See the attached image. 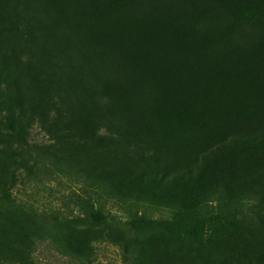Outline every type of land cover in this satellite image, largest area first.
<instances>
[{
    "label": "trees",
    "instance_id": "obj_1",
    "mask_svg": "<svg viewBox=\"0 0 264 264\" xmlns=\"http://www.w3.org/2000/svg\"><path fill=\"white\" fill-rule=\"evenodd\" d=\"M12 12L8 40L24 60L20 114L32 112L42 127L53 115L58 131L71 133L65 153L48 159L52 169L88 160L85 171L97 170L110 185L196 186L214 171L226 179L264 176V0H17ZM29 82L40 92L36 100ZM15 140L25 149L21 132ZM123 149L143 154L118 155ZM236 184L218 188V207L205 217L132 218L130 238L119 246L135 249L152 231L193 238L204 226L234 229L243 213ZM0 214L12 229L24 227L28 247L45 241L46 224L48 239L77 258L91 255L92 228L115 222L94 202L82 218L67 220L27 210L6 191Z\"/></svg>",
    "mask_w": 264,
    "mask_h": 264
},
{
    "label": "rangeland",
    "instance_id": "obj_2",
    "mask_svg": "<svg viewBox=\"0 0 264 264\" xmlns=\"http://www.w3.org/2000/svg\"><path fill=\"white\" fill-rule=\"evenodd\" d=\"M16 4L17 0H0V191L8 192L27 210L46 215L58 213L67 220L82 218L86 205L94 202L95 208H103L115 222L92 228L96 240L91 245V255L77 258L61 253L58 245L48 239L52 231L49 225H41L42 233L49 237L45 235V241L37 240L28 247L24 227L12 229L0 214V264H264V208L253 209L264 206V176L226 179L214 171L205 183L196 179V186L191 180L159 184L127 179L110 185L101 184L97 170L90 169L89 174V168L85 171L88 160H66L61 172L51 168L49 160L65 153L71 133L58 131L53 115L42 127L32 112L20 114L17 88L24 60L16 56L14 45L8 40ZM28 94L35 100L40 96L37 86L30 82ZM12 115L17 132L12 130ZM20 132L27 143L25 149L15 140ZM41 152L48 154L46 160L41 158L43 154L39 156ZM117 154L140 158L143 153L139 149H123ZM230 182L241 187L234 199L243 206L234 229L204 226L193 238L152 231L138 237L140 244L135 249L126 252L119 246V240L130 238L126 223L134 217L171 220L182 211L205 217L218 207L222 194L218 188Z\"/></svg>",
    "mask_w": 264,
    "mask_h": 264
}]
</instances>
